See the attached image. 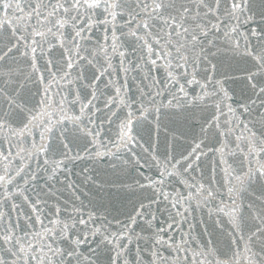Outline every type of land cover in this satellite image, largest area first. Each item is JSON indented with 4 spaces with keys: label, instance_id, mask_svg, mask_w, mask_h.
Returning <instances> with one entry per match:
<instances>
[{
    "label": "snow or ice",
    "instance_id": "snow-or-ice-1",
    "mask_svg": "<svg viewBox=\"0 0 264 264\" xmlns=\"http://www.w3.org/2000/svg\"><path fill=\"white\" fill-rule=\"evenodd\" d=\"M201 12L212 16V5L193 3L184 23L172 25L183 45L173 37L178 50L157 68L154 90L125 104L128 119L138 117L134 135L125 136V120L107 143L53 163L50 179L59 172L74 192L80 186L69 179L72 166L84 165L80 184L106 196L111 189L118 210L97 195L87 204L58 201L43 233L32 235L34 218L33 229L0 231V264H264V0H223L211 29ZM221 31L231 55L217 48ZM229 81L231 97L223 87ZM244 184L258 193L247 204L232 196ZM220 189L229 193L227 204L216 202ZM193 200L214 203L208 215L219 217L199 247H189L193 237L183 231ZM216 223L232 229L227 251L210 246L224 234Z\"/></svg>",
    "mask_w": 264,
    "mask_h": 264
},
{
    "label": "water",
    "instance_id": "water-1",
    "mask_svg": "<svg viewBox=\"0 0 264 264\" xmlns=\"http://www.w3.org/2000/svg\"><path fill=\"white\" fill-rule=\"evenodd\" d=\"M0 3L6 5L0 9V231H11L13 225L17 232L25 227L33 229L30 218H34L32 235L43 233L41 225L47 226L45 216L51 215V208L58 201L70 202L76 197L87 204L86 197L97 195L113 211L118 210L119 197H111V189L106 196L80 184L77 173L84 165L72 166L69 179L80 186L74 192L65 187L59 172L55 180L50 179L53 163L65 159V154L73 157L79 152L84 156L85 146L92 151L101 140L107 143L125 120V136L134 135L132 124L138 117L128 119L126 113L131 108L125 104L139 101L141 94L154 90L153 81L160 75L157 68L172 63L165 58L178 50L173 37L181 32L177 27L173 33L172 25L184 23L193 3L206 9L211 4L215 16V8L223 0ZM200 15L209 29L218 23L212 16ZM179 39L183 45L185 37L179 35ZM225 43L221 31L217 40L221 52H228ZM216 51L214 48L213 53ZM223 87L229 89V97L234 95L231 89L235 85L230 81ZM224 182L227 184V178ZM220 193L216 202L224 199L227 204L229 193L225 189ZM255 195L258 193L247 184L232 193L238 203L242 200L245 204ZM35 204H40L39 211ZM214 207V203L197 206L192 201L183 223V231L193 237L189 247L202 246L211 239V225L219 220L208 215V209ZM224 219L231 224L228 217ZM235 223H241L239 216ZM215 227H223L224 234H217V241L210 246L227 251L232 229L219 223ZM176 238L180 240L179 235Z\"/></svg>",
    "mask_w": 264,
    "mask_h": 264
}]
</instances>
